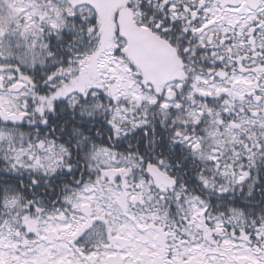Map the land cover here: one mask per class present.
<instances>
[{"label":"snow or ice","instance_id":"1","mask_svg":"<svg viewBox=\"0 0 264 264\" xmlns=\"http://www.w3.org/2000/svg\"><path fill=\"white\" fill-rule=\"evenodd\" d=\"M0 264H264V0H0Z\"/></svg>","mask_w":264,"mask_h":264}]
</instances>
